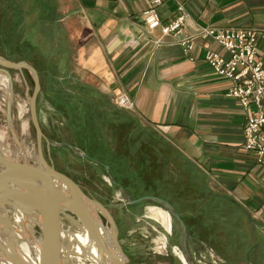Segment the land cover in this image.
Wrapping results in <instances>:
<instances>
[{"label":"rangeland","instance_id":"1","mask_svg":"<svg viewBox=\"0 0 264 264\" xmlns=\"http://www.w3.org/2000/svg\"><path fill=\"white\" fill-rule=\"evenodd\" d=\"M163 1L152 5L145 0L141 9L142 24L146 29L158 27L160 35L177 33L187 13L177 2L174 16L161 21L157 6ZM149 7L158 17V24L151 27L143 13ZM61 15L60 2L56 6L55 0H0V56L8 61L28 63L37 78L34 111L40 130L38 145L28 106L34 88L32 74L25 67H6L8 75L0 70V78H5V82L0 81V142L12 153L11 156L21 164L25 159L31 169L38 170L40 154L46 164L70 177L87 197L97 201L113 221L116 240L127 257L124 264H264L263 256L244 255L249 252L244 237L232 239L243 235L242 230L231 229L226 223L204 225L202 220L207 218L204 213L202 218L198 212L195 214V203L206 197L214 207H219V214L226 215V199L210 192L199 198L198 194L189 191L190 185L194 189V183H186L189 178L180 171V160L171 159V164L163 160L167 146L157 137L156 131L138 120L127 95L118 92L107 96L76 77ZM178 17L180 21L176 28L162 30L164 25ZM208 29L221 32L227 29L253 30L255 54L260 63L255 27L201 24L196 32L186 33L178 41L184 49L191 47V41L199 36L218 43L225 54L203 44V58L212 72L206 56L214 52L229 60L231 52L212 37L206 31ZM160 39L153 38L154 47ZM215 74L230 81L224 91L228 95L227 91L233 86L232 79ZM256 83L259 85L258 81ZM260 86L264 99V81ZM230 97L235 99L244 117L241 149L250 151L257 161H261L264 157L258 159L257 151L244 147L246 111L255 112L256 107H244L238 98ZM3 162L0 155V174L11 177ZM94 206V216L110 233L111 225L103 209ZM6 209L10 217V206L5 205ZM204 209L209 216L210 209ZM64 211L71 213L68 209ZM197 211L202 212L201 209ZM60 215L59 212H56V218L48 215L51 224L58 229H70ZM209 226L210 229L206 228ZM32 227L31 234L42 245L45 239L39 226L33 222ZM215 229H218L215 234L218 239H210L208 234ZM206 230L209 238L203 239ZM20 237L15 238L18 246L26 242L25 236ZM26 249L25 255L33 260L32 252ZM2 258L10 259L9 256Z\"/></svg>","mask_w":264,"mask_h":264},{"label":"crops","instance_id":"2","mask_svg":"<svg viewBox=\"0 0 264 264\" xmlns=\"http://www.w3.org/2000/svg\"><path fill=\"white\" fill-rule=\"evenodd\" d=\"M55 1L76 77L107 96L127 95L138 120L167 146L163 160H180V171L191 178L186 183H194L189 191L226 199V215L206 197L195 203V214L208 218L204 225L242 230L232 239L244 237L251 251L244 255L264 257V159L241 149L242 110L224 93L230 81L203 58V44L224 51L209 37L194 38L188 49L178 41L201 24L255 27L264 68V0H164L157 6L161 21L174 16L177 2L187 13L179 32L164 35L143 26L145 0ZM154 37L161 38L155 47ZM204 208L212 213L206 216ZM205 232L203 239H214L218 229Z\"/></svg>","mask_w":264,"mask_h":264},{"label":"bare ground","instance_id":"3","mask_svg":"<svg viewBox=\"0 0 264 264\" xmlns=\"http://www.w3.org/2000/svg\"><path fill=\"white\" fill-rule=\"evenodd\" d=\"M0 81L5 82V78H0ZM11 154L0 142V155L8 168L7 173L11 175L6 177V181L0 183V200H11L15 203L9 205L11 218L8 216L7 209L0 212V264H39L44 257V247H47L45 253L48 262L46 264H54L51 252L55 241L58 245L61 264L105 262L112 264L95 240V229L102 237L109 238L110 234L103 231L95 222L96 213L93 211L96 207L81 202L72 188L63 180L49 174L44 166L34 170L36 174H32L24 157H21L24 159L21 164ZM67 209H70L72 214L64 211ZM56 212H59L62 219L67 221L70 229H58L51 224L48 215L56 218ZM10 219L13 222L12 227ZM33 222L39 226L44 236L45 241L42 245L31 234ZM21 235L25 236L22 238L26 242L20 243L19 246L17 245L18 248H15L10 238ZM112 247L111 244V249ZM26 248L32 252L33 260L25 255ZM2 252L4 253L1 254ZM2 256H9V261Z\"/></svg>","mask_w":264,"mask_h":264},{"label":"built area","instance_id":"4","mask_svg":"<svg viewBox=\"0 0 264 264\" xmlns=\"http://www.w3.org/2000/svg\"><path fill=\"white\" fill-rule=\"evenodd\" d=\"M159 1L149 0V3L154 5ZM143 13L149 27L158 24V17L152 7L145 9ZM179 21L180 17L174 22L164 25L162 30L168 31L176 28ZM206 31L231 52L229 60H224L214 52L205 55L206 58H209L215 73L232 79L233 86L227 91V94L238 98L244 107L251 105L256 107L255 112L246 111L247 120L243 125L244 147L257 151L258 159H261L264 157V99L260 85L264 81V71L255 54L257 49L255 33L253 30L241 29H227L222 32L211 29ZM256 81L259 82V85ZM121 100L125 101L123 98Z\"/></svg>","mask_w":264,"mask_h":264},{"label":"water","instance_id":"5","mask_svg":"<svg viewBox=\"0 0 264 264\" xmlns=\"http://www.w3.org/2000/svg\"><path fill=\"white\" fill-rule=\"evenodd\" d=\"M0 65H2V67H0V70L3 71L6 75H8V71H7L6 67L7 68L25 67L32 74V77L34 79V88H33V91H32V95H31V97L29 99L28 106H29L30 117H31L33 125H34L35 134H36V141H37V145H38L40 130H39V127H38V124H37V121H36V116H35V111H34V93H35L36 88H37V78H36L35 71L28 63L21 62V61H8V60L2 58L1 56H0ZM39 158L41 159V166H42V167H39V168H43V166H44L45 170L49 174L53 175L56 178H59V179L63 180L65 182V184H67L70 188H72V190H74V192L76 193L77 197L80 198L81 202H83L85 204L87 203V204H92V205H96L98 207H101V205L97 201L92 200L89 197H87L81 191V189L77 185V183L74 182L70 177H68L67 175L63 174L62 172H59L56 169H54L53 167H51L48 164H46L43 161V159L41 158L40 154H39ZM30 170H31V171H29L30 173L36 174V172H34L33 168L30 169ZM6 180L7 179L5 177V174H0V183L4 182ZM12 203H14V202H12L11 200H5V201H3V200L1 201L0 200V212L6 211L5 210V205L9 206ZM103 211H104V213H105V215H106V217H107V219H108V221H109V223L111 225V228H110L111 232L108 235L109 238L106 237V236L102 237V236H100V234H98L96 232V229H95L94 232L96 233V236H95L96 243L101 247V249H102L101 251L104 253L105 257L109 261L112 262V264H124V262L127 260V257L124 256V254L122 253V251L120 249V246H119V244H118V242L116 240L115 227H114L113 221L110 218V216L107 214L105 209H103ZM94 218H95V222L97 223V225H99L101 227V229L103 231H105L104 227L101 225V223L99 222L97 217H94ZM10 242L13 244V246H15V248L17 247V243H16V240H15L14 237L10 238ZM111 244L113 245L112 249H111ZM53 245L54 246H53V250L51 252V258L53 259L54 264H61V261H60V258H59V254H58L57 242L55 241L53 243ZM46 249H47V247H44V252H43L44 253V257L41 258V261L39 262V264H46L48 262L47 258H46V253H45ZM102 264H108V263L105 262V263H102Z\"/></svg>","mask_w":264,"mask_h":264}]
</instances>
